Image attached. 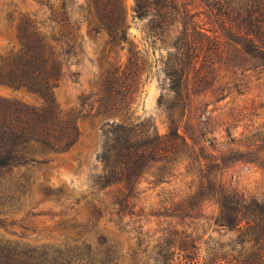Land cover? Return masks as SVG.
Returning a JSON list of instances; mask_svg holds the SVG:
<instances>
[{
    "label": "rangeland",
    "instance_id": "rangeland-1",
    "mask_svg": "<svg viewBox=\"0 0 264 264\" xmlns=\"http://www.w3.org/2000/svg\"><path fill=\"white\" fill-rule=\"evenodd\" d=\"M113 1L124 16V41L89 30V0L67 3L79 26L81 50L69 67L77 71L75 79L60 78L53 98L72 118L77 137L34 171L28 196L0 203V240L21 248L86 243L100 254L111 248L115 264H149L153 245L185 230L202 241L209 238L208 245L224 254L237 247L231 242L235 231L212 222L217 206L201 187L198 167L210 168L222 184L244 196L264 201V40L254 46L213 15L205 0H179L187 12L186 31H180L181 18L174 13L163 34L149 31L145 16L133 15L134 0ZM21 13L43 20L46 8L35 0H0V61L20 48L13 24ZM171 66L185 72L178 93L170 89ZM125 80L129 86L121 95ZM0 98L29 108L43 104L39 94L2 81ZM111 122L176 134L174 167L160 180L151 175L156 164L141 174L132 213L104 211L96 217L88 202L104 204L92 177L100 169L103 129ZM44 186L62 193L43 197Z\"/></svg>",
    "mask_w": 264,
    "mask_h": 264
},
{
    "label": "trees",
    "instance_id": "trees-1",
    "mask_svg": "<svg viewBox=\"0 0 264 264\" xmlns=\"http://www.w3.org/2000/svg\"><path fill=\"white\" fill-rule=\"evenodd\" d=\"M35 1L46 8L44 19L21 13L13 24L20 48L0 61V81L22 86L43 99L40 107L29 108L0 98V203L8 205L28 196L34 171L47 164L53 154L66 151L77 137L72 118L57 108L53 90L60 78L74 80L77 75L69 67L77 63L81 50L79 26L69 15V0ZM205 1L213 15L254 42V46H261L264 0ZM181 4L179 0H134L133 15L145 16L147 29L163 34L174 13H179L183 26L180 31L185 32L187 12ZM86 13L92 19L91 32L103 31L114 42L125 40L124 16L113 0H89ZM10 17L7 14L6 18ZM167 74L169 78L175 75L170 89L178 93L185 72L171 66ZM120 85L124 87L121 91L124 95L129 83L125 80ZM104 91L110 96V87ZM107 125L97 153L100 169L92 177L94 192H101L100 201L104 204L88 202L90 215L96 217L104 211L118 216L132 213V198L141 174L156 164L151 175L160 180L174 167L171 159L176 134L160 135L144 126L121 122ZM198 175L202 177L201 187L217 206L212 222L234 230L231 242L237 247L218 253L217 246L208 245L209 238L202 241L189 231L179 230L174 237L164 238L162 244L153 245L155 254L149 264H264V201L248 198L225 186L205 166L198 167ZM39 193L43 197L58 196L62 190L44 186ZM60 212L65 214L66 209ZM115 255L111 248L100 254L86 243L21 248L0 240V264H115Z\"/></svg>",
    "mask_w": 264,
    "mask_h": 264
}]
</instances>
